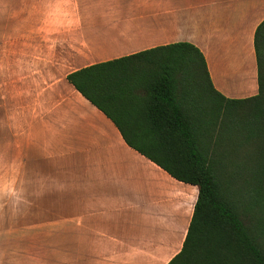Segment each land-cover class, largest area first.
Listing matches in <instances>:
<instances>
[{"label": "crops", "instance_id": "obj_1", "mask_svg": "<svg viewBox=\"0 0 264 264\" xmlns=\"http://www.w3.org/2000/svg\"><path fill=\"white\" fill-rule=\"evenodd\" d=\"M263 20L264 0H0V264H167L197 187L128 147L67 75L187 42L218 93L248 98Z\"/></svg>", "mask_w": 264, "mask_h": 264}, {"label": "trees", "instance_id": "obj_2", "mask_svg": "<svg viewBox=\"0 0 264 264\" xmlns=\"http://www.w3.org/2000/svg\"><path fill=\"white\" fill-rule=\"evenodd\" d=\"M253 48L257 93L228 99L198 48L178 42L95 63L67 81L107 117L128 147L197 187L180 251L167 264H264V20ZM134 135L148 141H132ZM242 147L257 154L243 191L225 167Z\"/></svg>", "mask_w": 264, "mask_h": 264}, {"label": "rangeland", "instance_id": "obj_3", "mask_svg": "<svg viewBox=\"0 0 264 264\" xmlns=\"http://www.w3.org/2000/svg\"><path fill=\"white\" fill-rule=\"evenodd\" d=\"M247 147L236 150L234 154H224L228 157L225 167L236 176L234 183L243 191L250 190L256 184L253 176L257 172L259 158L257 154L248 153Z\"/></svg>", "mask_w": 264, "mask_h": 264}]
</instances>
